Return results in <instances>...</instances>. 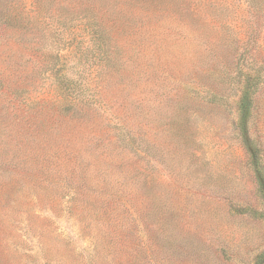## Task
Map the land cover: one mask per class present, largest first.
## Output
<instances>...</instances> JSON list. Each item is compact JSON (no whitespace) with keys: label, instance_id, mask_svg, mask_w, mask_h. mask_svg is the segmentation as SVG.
<instances>
[{"label":"rangeland","instance_id":"1","mask_svg":"<svg viewBox=\"0 0 264 264\" xmlns=\"http://www.w3.org/2000/svg\"><path fill=\"white\" fill-rule=\"evenodd\" d=\"M15 6L30 24L0 23V264H249L264 222L228 213L229 201L257 206L234 109L187 89L226 80L246 49L264 62V0ZM84 6L119 24L126 61L86 72L98 107L66 112L40 70L80 32L71 15ZM53 15L70 17L71 34ZM255 104L264 147V85Z\"/></svg>","mask_w":264,"mask_h":264},{"label":"trees","instance_id":"2","mask_svg":"<svg viewBox=\"0 0 264 264\" xmlns=\"http://www.w3.org/2000/svg\"><path fill=\"white\" fill-rule=\"evenodd\" d=\"M12 1L14 2V0H1L0 6L3 11L0 12V23L15 29L16 32H23L30 24V19L22 15L23 10H21L26 9V3L17 5L21 9L15 6L19 11L12 15L6 12ZM92 12L88 6L72 12L71 17L79 18L80 32L71 36L68 45L66 42L63 46L58 45L55 53L50 52L48 55L46 52L44 54L47 58L46 65L40 68V73L53 76L54 90L61 99L59 108L66 112L98 107L100 102L97 97L98 90L88 82L86 72L90 70L102 72L108 68H118L126 61L122 48L117 45V39L112 34V29L119 24L115 20L105 18V14L98 16L96 12ZM54 18L60 23L55 29L57 32L66 31L71 34V30L65 24L69 16L60 20V16L53 15ZM70 46L73 48L70 49ZM66 48H69L68 52L72 54V58L63 61L65 55L61 54L59 49ZM248 52L249 50L246 49L239 54L232 74L225 71L226 80L195 82V85L190 86L187 91L207 103L221 104L234 109L233 128L245 150L246 162L253 174L257 206L229 201L228 213L247 215L264 222V147L263 142L251 133L255 118L256 94L264 85V62L255 63L254 59L249 60L246 56ZM120 128L121 132L117 135L120 142L125 143L126 132L122 126ZM249 264H264V248L253 255Z\"/></svg>","mask_w":264,"mask_h":264}]
</instances>
